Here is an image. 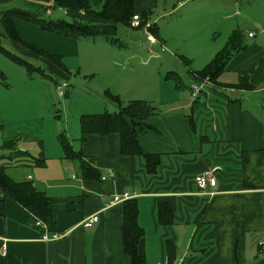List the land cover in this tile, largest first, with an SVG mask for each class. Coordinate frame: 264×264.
Returning a JSON list of instances; mask_svg holds the SVG:
<instances>
[{
  "label": "crops",
  "instance_id": "crops-1",
  "mask_svg": "<svg viewBox=\"0 0 264 264\" xmlns=\"http://www.w3.org/2000/svg\"><path fill=\"white\" fill-rule=\"evenodd\" d=\"M101 1L91 0V4L98 6ZM15 7L39 16L49 11L39 1L0 0V13ZM132 11L144 21L141 29L149 43L159 44L179 59L202 60L201 67L189 71L202 69L234 30L242 32L245 47L231 55L216 82L207 78L197 82V97L190 93L184 100L177 93L182 86L181 82L175 86V70L137 71L131 68V56L110 52L108 47L117 44L72 39L14 19L22 40L61 56L66 67L9 40L20 55L14 54L42 68L44 75L34 74L48 81L44 86L23 87L15 97L18 102L25 94L24 101H33L30 93L36 90L51 95L52 86L58 83L51 74L68 79L72 68L64 59L67 52L51 42H69L78 60V75L95 77L103 68L111 71L117 67V72L100 83L106 99L110 100L104 95L108 90L122 102L143 99L160 105L142 121L144 128L136 131L142 150L159 154L160 163L154 173H148L141 156L121 153L117 133L87 134L80 140L78 119L83 111H77L71 123L56 126L52 148L45 141L42 112L15 114L18 118L14 117L11 126H0L4 130L0 166L9 177L30 180L54 199V221L46 225L48 232H58L61 237L42 240L39 229L28 224V210L5 197L4 215L0 216V264H130L121 238L123 201L129 198L138 206L137 222L143 230L138 252L145 264H264V0H133ZM152 25L158 27V40L149 31ZM80 45L87 47L83 55ZM150 56L162 64L167 55ZM146 61L139 63L146 65ZM18 65L27 74L26 67ZM170 72L176 73L165 78ZM242 75L254 89L229 85ZM193 82L191 78L188 85ZM162 91L169 94L167 98ZM60 133L74 151L91 159L99 178L82 177L78 163L64 157ZM7 142L11 146L6 147ZM208 170L218 182L207 188L211 194L200 190L193 180ZM106 173L111 175L102 179ZM114 196H121L120 201H113ZM160 203L172 209L170 224L158 219ZM91 214L99 219L85 227L84 220Z\"/></svg>",
  "mask_w": 264,
  "mask_h": 264
},
{
  "label": "trees",
  "instance_id": "trees-1",
  "mask_svg": "<svg viewBox=\"0 0 264 264\" xmlns=\"http://www.w3.org/2000/svg\"><path fill=\"white\" fill-rule=\"evenodd\" d=\"M46 3L51 7L63 9L68 18H49L39 16L35 13L23 9H10L0 13V37L11 40L15 43L26 46L33 52L45 58V60L66 68L62 61V57L53 53L37 48L22 40L15 25L14 19L20 18L24 21L35 24L39 29L52 32L58 35L66 36L72 39H96L103 38L112 44L118 45L116 37L118 25L131 26V19L134 14L132 11L133 0H102L97 7L91 4V0H34ZM81 16H84L81 17ZM86 18V19H85ZM97 19L100 22L91 23L88 19ZM144 21H140L136 28H142ZM158 27L152 25L149 31L159 39ZM118 39V40H117ZM245 47L244 36L241 31L234 30L228 37L225 45L218 50L212 59L200 70L189 71L187 74L195 81L193 83L202 82L204 79H209L216 82L217 77L223 71L226 62L232 54L243 50ZM0 52L7 56L10 60L26 67L27 75L32 77L34 73L44 75L43 69L33 67L31 64L6 49L1 44ZM182 63L188 66L189 60L185 57H180ZM176 72L166 73L165 78H171ZM2 81L5 76L0 72ZM175 86H179L181 82L177 73L175 74ZM179 80V82H178ZM0 80V82H2ZM192 83V84H193ZM191 85V84H190ZM190 85L188 89L191 93ZM232 87L242 88L246 90L254 89L247 76H239L236 84H229ZM182 86V85H180ZM104 95L112 100L118 107L117 111L104 110L98 113H83L79 116L80 140H83L87 134L108 135L117 133L120 136V151L124 155L141 156L144 160L146 171L154 173L160 163L159 154L144 152L139 145L137 139V128L143 129L145 120L150 114L155 113L154 105L143 99L132 100L124 104L117 95L104 91ZM59 143L62 146L63 155L65 158L74 160L78 163L80 175L84 178H99L100 174L91 165L89 158H84L78 151L72 149L68 138L63 134H59ZM12 142H7L5 146H11ZM4 146V148H5ZM264 148V147H263ZM0 216L4 215V198L8 197L13 201L21 204L28 210L30 216L28 224L43 232L41 226L35 224L36 219L41 220L46 224H52L53 219V203L54 199L48 196L45 191L40 190L32 181L27 179H14L9 177L4 166H0ZM138 206L134 198L125 199L122 207V224L121 238L123 253L130 257V264H145L143 255L138 252V242L143 236V230L137 222ZM173 212L169 204L160 203L158 205V219L160 223L166 225L172 222Z\"/></svg>",
  "mask_w": 264,
  "mask_h": 264
},
{
  "label": "rangeland",
  "instance_id": "rangeland-1",
  "mask_svg": "<svg viewBox=\"0 0 264 264\" xmlns=\"http://www.w3.org/2000/svg\"><path fill=\"white\" fill-rule=\"evenodd\" d=\"M99 5V4H98ZM97 7V5L95 6ZM99 7V6H98ZM44 18H68V14L61 8L51 7L44 16ZM27 23L26 21H23ZM116 37L118 40V46L113 47L110 45L108 48L110 52L118 55L131 56L130 65L131 68L137 71H150L154 70L157 67L163 68L164 71L168 67L172 71H177L182 87L177 90V93L180 98H184L187 100L189 98L190 90L188 89V84L191 81V77L187 74V70L194 69V67H201L203 64L201 61H191L188 63V66L184 65L182 61L179 59L178 55L174 52H167L168 50H164L161 48L159 44L149 43L146 40V35L141 28L128 27L124 25H118ZM155 38V37H154ZM1 44L9 51L20 55L18 50L15 49L10 43V41L6 38H1ZM84 39V38H81ZM67 40V39H66ZM96 40L97 42L103 43V38L99 37L96 39H87ZM153 42L155 39H152ZM58 50L66 51V55H64V59L66 63L71 66L70 76L65 81L63 77L57 74H51L54 79L58 81L56 87L52 86V94L47 95L44 92V96L39 93V91H34V93H30V96L34 98L33 101L25 100L27 94L24 95L23 98L15 99L16 96H19L21 91H23V87H31V86H44L43 84H48L46 79L40 77V75L34 74V77H29L25 70L13 63L10 59H8L4 54L0 52V72H4L6 78L2 81L0 80V126H5L4 124H9L11 126L13 119L18 118L15 114L25 113V116H29L31 114L42 112L44 123H45V141L47 142V147L53 146L54 142H56V126L63 127L66 121L71 123L72 119H75V113L77 111H83L84 113H98L104 110L113 112L117 111L118 107L112 101L106 99L102 95V91L100 90V83L103 82L108 76H111L117 72V67H111V71L107 70V67L100 72H98L95 77H89L78 75L75 72L76 63L78 62L76 55H74L73 50L71 49V44L69 42H51ZM104 44V43H103ZM76 48V47H75ZM70 51V52H69ZM87 47L84 45H80L79 53L83 55L86 53ZM73 53V54H72ZM166 54V59L161 61L150 55L155 54ZM71 54V55H69ZM80 55V56H81ZM147 59L146 65H140L139 61L143 59ZM80 59H83L81 56ZM167 62V63H166ZM119 63H122L119 61ZM109 73V74H108ZM36 75V76H35ZM108 75V76H106ZM46 82V83H45ZM66 82V86H64L63 94H58L57 85ZM52 85V82L49 83ZM139 87V82L135 84ZM56 89V90H55ZM68 92V94H67ZM169 94L162 91V97L167 98ZM43 97L42 102H39V97ZM130 101H124L126 104ZM152 104L160 109V105L157 102H152ZM35 116V115H34ZM33 116V117H34ZM15 117V118H14ZM7 121V122H5ZM36 125V122H35ZM37 134L40 135V127L36 130ZM4 130H0V143H2V134ZM1 151V149H0ZM0 160L3 158L0 155ZM75 163V162H74ZM76 164V163H75ZM18 168V167H16ZM16 179V178H15Z\"/></svg>",
  "mask_w": 264,
  "mask_h": 264
},
{
  "label": "built area",
  "instance_id": "built-area-1",
  "mask_svg": "<svg viewBox=\"0 0 264 264\" xmlns=\"http://www.w3.org/2000/svg\"><path fill=\"white\" fill-rule=\"evenodd\" d=\"M131 17H132L131 26L132 27H137L139 25V23H140V18H139L140 16L133 15ZM249 35H253V33H249ZM66 85H67L66 82H63L61 84V86H60V84L57 85L58 94H63V89L62 88L64 86H66ZM190 88H191V97L195 99L197 97V95L199 94V92H200V87L197 86L196 83H193V84L190 85ZM110 175H111L110 173H108V174L106 173V175L102 176V179H105V178H107ZM193 180H194L196 186L200 190L209 192L210 194L213 193V192L212 191H207L208 190L207 188H211L212 189L218 183L217 179H216V176L213 174V172L211 170L196 174L194 176ZM126 196H127L126 194L123 195V197H126ZM120 199H121V196H114L113 201H120ZM98 219H99V217H98L97 214H91V215H89V216H87L85 218L83 225L85 227H91L95 222L98 221ZM35 224L37 226H41L43 228V232L40 235L42 240L48 241L50 239L61 237V235L58 232H53V231L52 232H48L46 223L42 222L41 220L36 219Z\"/></svg>",
  "mask_w": 264,
  "mask_h": 264
}]
</instances>
